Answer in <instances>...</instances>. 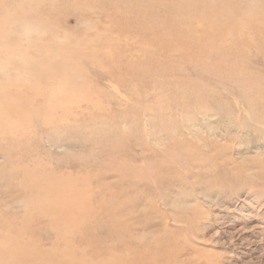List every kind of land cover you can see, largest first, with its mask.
<instances>
[{"label":"rangeland","instance_id":"rangeland-1","mask_svg":"<svg viewBox=\"0 0 264 264\" xmlns=\"http://www.w3.org/2000/svg\"><path fill=\"white\" fill-rule=\"evenodd\" d=\"M260 120L264 0H0V264H264Z\"/></svg>","mask_w":264,"mask_h":264},{"label":"bare ground","instance_id":"bare-ground-1","mask_svg":"<svg viewBox=\"0 0 264 264\" xmlns=\"http://www.w3.org/2000/svg\"><path fill=\"white\" fill-rule=\"evenodd\" d=\"M46 2V1H45ZM24 12V11H23ZM30 17V16H29ZM15 23V22H14ZM17 23V22H16ZM21 27V26H20ZM22 28V27H21ZM24 28H26L25 26H24ZM27 29V28H26ZM28 30H29V28H28ZM24 31V30H23ZM26 31V30H25ZM30 31V30H29ZM27 32V31H26ZM22 34V33H21ZM25 34V33H24ZM27 34V33H26ZM55 56V55H54ZM45 64V63H44ZM80 87V86H79ZM57 88V87H56ZM52 94V93H51ZM99 96V95H98ZM81 109V108H80ZM249 113V112H248ZM250 121H252V120H250ZM254 121V120H253ZM257 121V120H256ZM260 122H261V120H260ZM230 123V122H229ZM254 123V122H253ZM257 123V122H256ZM261 124H262V127H263V123L261 122ZM230 125L232 126V123H230ZM261 126V125H260ZM244 127V128H243ZM242 127V129L241 128H239V131H240V133H242L241 135H247V136H250L251 137V139H254V141L255 142H259V141H264V130L263 129H261L260 131H259V129H255V128H253L251 125H246V126H243ZM241 130H243L242 132H241ZM18 131V130H17ZM233 132H234V130H232ZM238 130H236L235 132H239ZM17 139V138H16ZM52 139V138H51ZM54 140H56V139H54ZM57 141V140H56ZM260 150V149H259ZM15 168V167H14ZM13 169V168H12ZM59 171V170H58ZM39 175V174H38ZM65 179V178H64ZM78 188V187H77ZM72 200V199H71Z\"/></svg>","mask_w":264,"mask_h":264}]
</instances>
